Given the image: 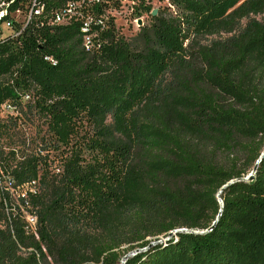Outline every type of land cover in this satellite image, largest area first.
I'll return each instance as SVG.
<instances>
[{"label":"trees","instance_id":"16d2710c","mask_svg":"<svg viewBox=\"0 0 264 264\" xmlns=\"http://www.w3.org/2000/svg\"><path fill=\"white\" fill-rule=\"evenodd\" d=\"M133 1L0 0V264H264V0Z\"/></svg>","mask_w":264,"mask_h":264},{"label":"rangeland","instance_id":"374dc122","mask_svg":"<svg viewBox=\"0 0 264 264\" xmlns=\"http://www.w3.org/2000/svg\"><path fill=\"white\" fill-rule=\"evenodd\" d=\"M143 1L152 8V13H155L157 9L165 6L160 0ZM133 2V0H123L121 8L112 13L118 33L126 38L133 36L139 27L148 21L147 15L136 18V15L132 11ZM14 18L17 22L23 20V18L18 15H15ZM3 32L7 33L4 27ZM42 137H46L44 134V127L41 121H38L36 117L30 116L28 113L25 115L19 114L16 111H10L9 113L5 111L0 112V149L5 152L7 151V147L11 146H18L26 150L36 149ZM25 191V188L10 190V194L12 195L10 199L11 203L13 205H18V198L21 197ZM131 253L132 252H128L126 255Z\"/></svg>","mask_w":264,"mask_h":264},{"label":"built area","instance_id":"2783aa9c","mask_svg":"<svg viewBox=\"0 0 264 264\" xmlns=\"http://www.w3.org/2000/svg\"><path fill=\"white\" fill-rule=\"evenodd\" d=\"M111 1H115V0H111ZM118 1L122 2L123 0H118ZM40 11H41V9H36L33 11V14L38 15V14H40ZM67 12H68V14H72V10H70V9ZM6 15H7L6 11L2 8V5H0V21ZM15 15H18V13ZM67 22H68V20L65 17H63L61 15H57L55 17V20L53 21V24L62 25V24H65ZM4 26L6 28H10V23L8 21L4 22ZM85 27H86V24H85ZM82 30L86 31L85 28H83ZM26 222L28 223V225L30 227H34V225L36 224V220L32 217H26Z\"/></svg>","mask_w":264,"mask_h":264},{"label":"water","instance_id":"95a60500","mask_svg":"<svg viewBox=\"0 0 264 264\" xmlns=\"http://www.w3.org/2000/svg\"><path fill=\"white\" fill-rule=\"evenodd\" d=\"M257 165H258V161L256 162L255 166L253 167L251 173H250L246 178H244L243 181H246V182L252 181V179H253V177H254V175H255L256 169H257ZM230 183H232V182L227 183L225 186H223V187L220 189V191H219V193H218V195H217L218 198H219V195L222 193V191H223V190H224V189H225ZM217 218H218V217H217ZM215 223H216V221H215V222L211 225V227H210L209 229H207L204 233L211 231V230L214 228ZM180 232H185V230H178V231H175L174 233H169L168 238H170L173 234L180 233ZM193 233H194V232H193ZM195 234H198V233H195ZM199 234H203V233H199ZM133 254H134V252H132L131 254L125 255V256L122 258L120 264H123V263L126 261V259H127L128 257L132 256Z\"/></svg>","mask_w":264,"mask_h":264}]
</instances>
